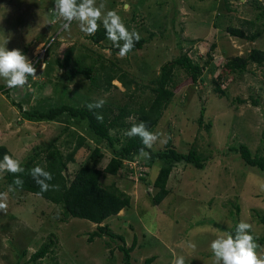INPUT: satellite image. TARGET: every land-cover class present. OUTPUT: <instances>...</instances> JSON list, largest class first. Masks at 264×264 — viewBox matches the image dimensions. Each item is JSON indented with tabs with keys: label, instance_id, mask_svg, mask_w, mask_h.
I'll return each mask as SVG.
<instances>
[{
	"label": "rangeland",
	"instance_id": "obj_1",
	"mask_svg": "<svg viewBox=\"0 0 264 264\" xmlns=\"http://www.w3.org/2000/svg\"><path fill=\"white\" fill-rule=\"evenodd\" d=\"M103 2L106 10H115L121 15L130 31L150 37L142 49L132 50L120 58L111 41L93 43L75 21L70 33L64 32L63 21L53 10V0H0V44L11 34L6 45L9 50L20 49L34 64L38 60V76L30 77L29 85L11 88L9 96L0 90V144L10 149L14 159L22 161L33 152L34 146L43 147L55 139V144L67 153L80 133L85 142L75 152V160L68 163L69 178L88 161L95 145L104 152L98 163L101 169L114 154L107 142L98 141L90 133L85 122H70L76 131L70 138L68 131H62L66 115L58 121H29L10 102L14 100L23 108L41 110L62 103L81 106L87 97L103 99L113 108L124 103L126 90L117 80L112 81L115 86L109 91L97 92L83 76L64 81V69L55 60L62 59L71 46L73 57L86 55V64L97 67L100 60L103 64L113 61L138 82L153 77L162 63L172 60L179 52L186 51L199 63L211 55L200 83H193L182 69L175 70V95L154 131L162 133L160 139L164 142L158 141L152 147L163 149L166 139L171 137L180 152L194 147L203 156L204 167L199 169L184 161L175 163L167 181L169 194L154 204L151 197L156 188L149 182L158 171L159 161L149 168L145 165L147 158L134 157V161L140 160L144 165L142 171L150 173L141 179L139 169L128 170L135 162L124 159L118 174H104L100 180L128 194L131 203L103 223L122 234L126 246L136 237V246L131 251L132 264H142L152 255L155 259L151 264H172L174 257L181 255L185 264H212L211 241L227 234L226 229L238 219L253 225V235L262 246L257 251L264 256V226L258 223L256 215L257 212L264 215V173L246 165L239 152L232 149L244 143L253 154L264 155V65L251 62L241 72H230L223 67L226 59L245 56L253 47L264 50V0ZM125 5L130 7L125 10ZM228 25L240 27L248 34L258 32V37L251 41L230 35L225 28ZM39 45L44 49L40 55H34ZM99 55L102 58L97 61ZM221 72H224L221 81L224 95L214 91L211 81ZM0 84L5 82L0 79ZM201 111L203 124L198 122ZM208 122L210 126L206 128ZM8 186L4 174H0V193H7L8 203L7 213L0 212V264H14L23 250L26 252L21 262L26 261L48 239L55 244L43 263L123 264L117 247L122 244L119 239L103 236L88 241L89 233L96 227L94 223L76 217L62 220L59 206L24 190L16 188L10 192ZM236 205L240 210L238 219H233L231 213L235 212ZM204 217L213 222L197 223ZM189 241L196 245L194 250L188 247Z\"/></svg>",
	"mask_w": 264,
	"mask_h": 264
},
{
	"label": "trees",
	"instance_id": "obj_2",
	"mask_svg": "<svg viewBox=\"0 0 264 264\" xmlns=\"http://www.w3.org/2000/svg\"><path fill=\"white\" fill-rule=\"evenodd\" d=\"M142 18L141 21H144V17ZM225 28L230 35L240 38L253 41L258 37V32L248 34L240 27L228 25ZM148 38L141 36L140 41L135 44L133 50L142 49ZM89 39L95 44L107 40L103 25L100 26L95 35L89 36ZM85 57L86 55L84 54L73 57V47L71 46L64 52L62 59L55 60L58 66L64 69V81H70L80 75L88 79L92 90L97 92L99 90L109 91L110 87L114 85L112 81L117 80L126 90L124 94L127 95V99L124 103L113 108L112 104L110 105L105 101L103 108L90 111L87 105L99 99L87 97L84 105L81 106L62 103L49 107L47 110L31 107L23 108L22 104L17 101L11 100L10 102L12 105L17 106L23 118L29 121H58L59 117L66 115L62 131H68L70 138L76 134L70 122L74 120L85 122L90 133L98 141L107 142L113 148L114 154L101 169L98 167V163L104 157V152L99 145H95L89 153L88 161L81 164L74 175L69 178L66 175L68 163L75 160V152L79 146L84 144L85 137L78 133L75 145L67 153H63L55 144L54 141L56 139L43 147L36 145L33 147V152L21 161L25 172L20 174V178L24 183L22 187L16 188L38 195L40 190L28 174V170L35 166L45 168L53 175V180L50 183L58 184L60 187L59 191H48L39 194V196L60 207L63 214L62 220L76 217L94 223L96 227L89 233L88 241H92L95 237L103 236H107L111 240L119 239L122 244L117 245V247L122 253L123 264H132L131 251L136 246V237L133 238L130 246H126L124 236L114 232L108 225L103 223L110 216L117 215L121 209L130 206V196L114 184H102L100 179L104 174H118L123 166L124 159L128 158L133 163L134 157L137 159L143 158L139 155V150L144 147L140 139L138 137L129 138L125 135V132L134 123L141 121L145 122L148 129L154 132L164 111L175 95L177 88L175 70L178 68L182 69L193 83H200L201 75L207 67L211 55H208V58L199 63L194 62L186 51L179 52L172 60L162 63L157 74L142 82H138L134 76L113 61H109V64H103L102 60H100L102 58L101 55L97 59V61L100 60L97 67H94V64H86L84 62ZM251 62H255L257 65H264V50L253 47L245 56L236 55L226 59L223 67L230 72H241L246 70ZM37 63L38 60L34 64L35 67ZM71 63H73L72 66ZM223 75L224 72H221L211 79L214 91L222 95L226 93L224 88L221 87V81L224 80ZM132 85L134 88L131 90ZM63 87L66 88V85H63ZM10 89L5 84H0V90L4 91L6 96H9L8 92ZM97 112L103 116L102 122L96 119ZM129 117H132V119L130 120ZM202 117L203 111L200 112L198 117L199 124H203ZM205 126L209 128L210 122ZM116 144H119V146L116 147ZM232 149L239 152L246 165L256 167L264 173V155L253 154L244 143ZM144 150L150 153V158H145V165L151 168L156 161H159L158 164H160V166L158 165V171L153 176V180L149 182V185L156 188V192L151 197L154 204H159L169 194L170 190L167 187V181L175 163L184 161L199 169L204 167V158L194 147H191L185 153L180 152L174 147L171 137L166 139L163 149L145 148ZM4 154L12 156L10 149L0 144V160L3 159ZM134 162L135 166H128V170L133 172L139 169L141 179H145L143 176H148L150 174L149 171L146 173L142 171L141 166L144 165L140 163V160ZM4 178L7 185H11L15 179L11 173H4ZM239 210L240 208L236 205L235 212L231 213L233 219H238ZM256 215L258 223L264 226V215L259 212ZM204 221L213 222L212 219L204 217L197 223L200 224ZM240 221L238 219L226 231L234 234L235 226ZM54 244L52 239H48L41 243L26 261L21 262V258L26 252L23 250L14 264H47L43 263L42 260L53 251ZM154 259V255L146 257L142 264H151Z\"/></svg>",
	"mask_w": 264,
	"mask_h": 264
},
{
	"label": "clouds",
	"instance_id": "obj_3",
	"mask_svg": "<svg viewBox=\"0 0 264 264\" xmlns=\"http://www.w3.org/2000/svg\"><path fill=\"white\" fill-rule=\"evenodd\" d=\"M53 3V10L63 21L61 28L64 32L70 33L72 23L75 21L82 33L93 36L102 24L107 39L118 49L120 58H125L141 39L139 32L129 30L117 11L106 10L103 0L99 4L97 0H53ZM129 7L125 5V10ZM10 40L11 34L6 35L3 43L0 44V79L8 88H24L29 85V77L37 78V68L20 49L9 50L6 47ZM42 49L44 47L39 45L34 55H40ZM104 104L105 100L99 99L88 104L87 108L93 111L103 108ZM96 119L102 122L103 116L97 112ZM129 119L131 120L132 117ZM125 135L129 138L138 137L140 139L144 147L139 150V155L143 158H150V153L146 152L145 148L151 149L158 141L164 142L160 139L162 133L150 131L143 121L134 123ZM24 172L25 169L19 159L4 154L3 159L0 160V174L11 173L15 177L13 183L8 186V191H15L16 187L23 186L24 181L20 178V174ZM28 174L40 190L38 195L48 191H59L58 184L50 183L53 175L45 168L35 166L28 170ZM7 210V193H0V212L6 214ZM188 247L194 250L196 245L189 241ZM209 248L212 253V264H264V256L257 251L262 246L257 243V238L253 235V225L245 220H241L235 226L234 234L227 233L213 239ZM172 264H185L184 256L174 257Z\"/></svg>",
	"mask_w": 264,
	"mask_h": 264
}]
</instances>
